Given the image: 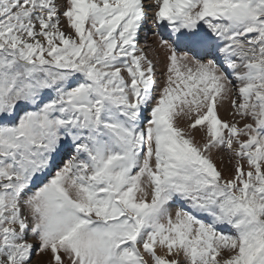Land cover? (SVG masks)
<instances>
[{
	"label": "snow or ice",
	"instance_id": "snow-or-ice-1",
	"mask_svg": "<svg viewBox=\"0 0 264 264\" xmlns=\"http://www.w3.org/2000/svg\"><path fill=\"white\" fill-rule=\"evenodd\" d=\"M0 264H264V0H0Z\"/></svg>",
	"mask_w": 264,
	"mask_h": 264
},
{
	"label": "bare ground",
	"instance_id": "bare-ground-1",
	"mask_svg": "<svg viewBox=\"0 0 264 264\" xmlns=\"http://www.w3.org/2000/svg\"><path fill=\"white\" fill-rule=\"evenodd\" d=\"M145 30L148 33V39H149V41H151V39H152V31H150V28L147 25H146V29ZM141 42L143 43V33L141 34ZM218 164H219V161H218Z\"/></svg>",
	"mask_w": 264,
	"mask_h": 264
},
{
	"label": "rangeland",
	"instance_id": "rangeland-1",
	"mask_svg": "<svg viewBox=\"0 0 264 264\" xmlns=\"http://www.w3.org/2000/svg\"><path fill=\"white\" fill-rule=\"evenodd\" d=\"M147 26L150 28V31H153V30H154V26L151 24V21L147 24ZM33 259H34V261L37 260V259H40V260H46L47 257H39V258H38V257H35V256H34Z\"/></svg>",
	"mask_w": 264,
	"mask_h": 264
}]
</instances>
